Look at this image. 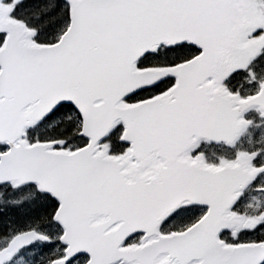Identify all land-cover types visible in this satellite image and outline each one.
I'll return each mask as SVG.
<instances>
[{"label": "snow or ice", "instance_id": "6c2138e0", "mask_svg": "<svg viewBox=\"0 0 264 264\" xmlns=\"http://www.w3.org/2000/svg\"><path fill=\"white\" fill-rule=\"evenodd\" d=\"M0 264H264V0H0Z\"/></svg>", "mask_w": 264, "mask_h": 264}]
</instances>
